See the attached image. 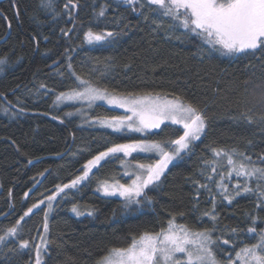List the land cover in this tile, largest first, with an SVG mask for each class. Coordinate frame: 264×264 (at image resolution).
<instances>
[{
    "label": "trees",
    "instance_id": "trees-1",
    "mask_svg": "<svg viewBox=\"0 0 264 264\" xmlns=\"http://www.w3.org/2000/svg\"><path fill=\"white\" fill-rule=\"evenodd\" d=\"M67 2L55 0V12L60 15L54 20L40 9L39 0H0V57L6 55L9 65L6 73L0 74V93L6 97V100L0 97V103L16 104L19 98L20 103L13 111L24 109L15 118L0 112V235L38 198L43 199L41 194L48 195L57 184L69 182L98 152L122 142L168 141L183 134L180 126L171 123H164L148 134L114 133L91 124L90 120L115 116L120 110L97 102L92 109L83 108L86 116L66 117L65 113L75 112L81 105L72 106L69 102L67 106L50 107L53 96L29 95L28 89L34 92L35 86L42 82L57 92L74 87V80L67 74L61 79L50 67L53 61H58L57 68L67 64L64 53L68 48L77 49L70 53L77 75L88 78L97 59L104 62L110 57L112 67L101 86L119 94L150 91L180 95L205 109L209 119L202 138L193 143L189 152L171 162L158 184L147 190L151 204L144 201L140 206L125 209L122 198L97 193L94 187L101 180L126 181L118 163L120 154L103 163L94 171L91 181L75 194V199L60 202L50 214L49 239L53 243L43 255L42 264H96L109 249L126 247L133 236L139 237L144 232L159 231L172 216L176 217V223L191 229L212 228L210 217L202 215L212 208V201L207 191H201L197 200L194 186L197 181L205 183L200 175L201 165L212 159L210 148H235L253 159L264 154V104L259 100L264 92V60L257 58L260 53L221 56L210 51L200 37L173 26L170 19H163L162 27L157 28L152 21L159 20V15H150L146 9L149 19L145 21L130 8L118 7L113 0H73L78 4L75 9L71 5L65 8ZM104 3L109 5L106 19L95 27L94 5L99 11ZM69 11L75 18L70 39L61 34V29L73 27ZM114 17H123L120 29L124 34L117 43L109 46L84 41V32L90 26L93 31L120 30L114 27ZM241 113L251 116L253 122L234 118ZM78 150L79 154L73 156ZM130 158L149 160L143 154H133ZM45 169L49 171L41 177L39 173ZM38 181L42 183L33 188ZM30 189V197L26 199L24 193ZM212 189L215 191L214 183ZM255 202L254 195H242L229 205L217 196L218 221L213 238L231 228L249 227L246 214L253 211ZM73 203L85 214L76 216L70 210ZM43 208L26 219L20 239L35 238L36 243L43 224ZM90 209L94 210L91 216L86 214ZM259 215L264 217V212ZM258 227L264 228V223L258 222ZM235 239L247 244L256 242L254 237ZM16 243L0 245V264H27L30 258L33 261L34 248L19 254L8 252ZM242 246L238 243L236 248ZM223 252H231L233 256L235 250L223 246ZM218 258L226 260L224 255Z\"/></svg>",
    "mask_w": 264,
    "mask_h": 264
},
{
    "label": "snow or ice",
    "instance_id": "snow-or-ice-1",
    "mask_svg": "<svg viewBox=\"0 0 264 264\" xmlns=\"http://www.w3.org/2000/svg\"><path fill=\"white\" fill-rule=\"evenodd\" d=\"M113 2L117 3L118 7L123 5L125 8H130L133 13L143 16L145 21L149 19V15L145 14L146 9L150 15H159V20L152 21L157 28L162 27L163 19H170L173 26H179L186 32L200 37L210 51L218 52L221 56L238 57L249 54L255 56L259 52L260 56L257 58L264 60V0H113ZM69 5L73 9L78 7L73 0H68L65 8ZM39 7L52 19L59 18L60 14L55 12V0H39ZM108 7L109 5L104 3L100 5L99 11H96L94 5L95 27H99L100 22L106 19ZM68 15L72 19L73 27L67 30L61 29V34L70 39L75 30V18L71 11ZM113 19L114 27L120 29L123 17ZM107 27L108 24L105 23V29ZM123 34V29L96 32L90 26L84 32V41L89 44L103 42L112 46ZM76 50L65 49L64 55L68 61L66 65L57 68L58 61H53L50 65L56 70L54 75L63 79L67 74L68 78L73 79L74 87L57 92L54 87L50 88L42 82L35 86L34 92L28 89V94L39 96L42 93L45 98L53 96V104L50 107H59L71 102L72 106L80 103L92 109L99 101L125 109V114L122 116L96 118L90 121L91 124L110 128L114 133L128 131L148 134L153 129H160L166 121H170L173 125L182 126L183 134L168 141L140 139L132 140L130 143L113 144L87 160L80 170V175L75 176L68 183L57 184L50 195L41 194L43 199L38 198L36 203L16 219L15 224L3 229V234L0 235V245L18 241L15 247L8 248V252L19 254L25 250L31 251L34 247V264H42V255L47 253V248L53 243L49 237L51 236L50 214L54 208L60 202L75 199V194L91 181L94 171L102 167L103 163L118 158L120 153L124 157H131L133 153L157 154L159 159L149 165L137 163L133 166L122 160V167L135 169L124 173L125 176L132 177L131 183L122 184L119 180L110 183L105 180L99 182L96 189L106 197L118 195L122 198L125 209L140 206L144 201L151 204L152 198L147 195V190L158 184L165 169L173 160L181 158L192 149L193 143L202 138L208 126L209 118L206 110L180 95L154 94L150 91L142 94L132 92L117 94L108 87L101 86L100 82L106 78L112 67L110 57L104 62L97 59L96 65L88 73V78L77 75L70 56V53ZM8 67L7 56L0 57V74H5ZM0 97H4V94L0 93ZM259 100L264 104V92ZM19 103V98L16 104L11 101L0 103V112L15 118L24 112L23 108L13 111ZM77 114L86 116L87 112L83 108H76L75 112L69 111L65 116L73 117ZM234 118L244 119L248 123L253 122L252 117L244 113ZM53 119L59 118L53 117ZM210 153L212 159L204 161L201 165L200 175L204 177L205 183L197 181L194 186L197 200L201 191H207L209 194L212 208L202 215L210 217L212 228L194 231L187 225L177 224L176 217L172 216L167 221V225L161 227L159 231L144 232L139 237L133 236L127 247L109 249L108 254L98 260L97 264H224V261L218 258L219 255L225 256L227 264H264V228L258 227V222L264 223V217L259 215L260 212H264V154L253 159L250 154L235 148L216 147H211ZM78 154L79 150L72 153L73 156ZM31 163L32 160H29V164ZM224 167L228 169L227 174L221 171ZM48 171L45 169L39 175L43 177ZM233 179L236 183H232ZM40 183L42 181L34 184L33 188L38 187ZM213 183L215 191L212 189ZM31 191L32 189L24 193L26 199L30 197ZM242 195L255 196L253 211L246 214L250 226L244 230L231 228L214 239L218 221L215 214L217 196L231 205ZM44 205L46 207L43 208V231L38 232L39 242L34 244L35 238L20 239L26 219ZM70 210L76 216L85 214L76 203L72 204ZM86 214L91 216L94 210H87ZM179 215L183 217L184 214ZM224 235L229 238L223 239ZM240 236L254 237L256 242L247 244L243 240L235 239ZM238 243L243 244V247L237 249ZM223 246H231V249L235 250V256H232L231 252L224 253ZM27 264H33L31 258Z\"/></svg>",
    "mask_w": 264,
    "mask_h": 264
},
{
    "label": "rangeland",
    "instance_id": "rangeland-1",
    "mask_svg": "<svg viewBox=\"0 0 264 264\" xmlns=\"http://www.w3.org/2000/svg\"><path fill=\"white\" fill-rule=\"evenodd\" d=\"M96 32H100V31H96ZM87 43V42H86ZM117 94H119V93H117ZM99 102V101H98ZM66 103H69V102H66ZM101 103H103V104H105L104 102H101ZM79 105H81L80 103H78ZM105 105H107V104H105ZM108 107H112V108H115V109H117V110H120L121 111V113L120 114H118V115H115V116H122V115H124L125 114V109H122V108H117V107H114V106H111V105H107ZM86 107V105H81V107L80 108H85ZM82 116V115H81ZM105 117H107V118H111V117H114V116H103V117H97V118H105ZM88 118V117H87ZM86 119V118H85ZM93 119H96V118H91V120H93ZM90 120V119H89ZM90 120V121H91ZM165 123H171L170 121H166ZM172 124V123H171ZM95 125H98V126H101V125H99V124H95ZM178 126H180V125H178ZM102 127V126H101ZM106 128V127H105ZM180 128H182V126H180ZM108 129H110V128H108ZM112 130V129H111ZM154 130V129H153ZM131 141H129V142H122V143H130ZM122 143H118V144H122ZM111 147V146H110ZM106 150V149H105ZM105 150H103V151H105ZM133 154H143V155H147V156H149V160L148 161H134V160H132L130 157H124L123 156V154L122 153H120V155L122 156L121 157V159H120V162H118L119 163V165H120V167H121V173H122V175L125 177V175H124V173L125 172H132V171H134L135 169H134V167H129V168H125V167H122L121 166V161L123 160V161H125L126 163H129V164H131V165H135V164H137V163H140V164H145V165H149V164H154L155 162H156V160L157 159H159V156L157 155V154H155V153H133ZM132 154V155H133ZM174 161V160H173ZM172 161V162H173ZM82 170V169H81ZM221 171L223 172V173H225V174H227V171H228V169H227V167H224V168H222L221 169ZM81 174V171L78 173V175H80ZM77 176V175H76ZM75 178V177H74ZM74 178H72V179H74ZM71 179V180H72ZM131 179H132V177H130V176H126V181H124V182H122V181H120L119 180V182L120 183H122V184H129V183H131ZM217 179H219V177L217 176ZM115 180H118V179H114V180H107V181H109L110 183L111 182H113V181H115ZM101 181H103V180H101ZM101 181H99V182H101ZM99 182L95 185V187H94V190L96 191V189H97V187H98V184H99ZM68 183V182H67ZM232 183H236V180L235 179H233L232 180ZM55 189V188H54ZM53 189V190H54ZM97 192V191H96ZM97 193H99V194H101V195H104L102 192H97ZM51 193H49L48 195H50ZM117 197H119L118 195H117ZM44 207H46V205H44ZM43 221H44V218H43ZM177 224H181V223H177ZM181 225H184V224H181ZM192 230H194L195 231V229H192ZM203 230V229H202ZM43 231V224H42V227H41V230H40V232H42ZM140 236V235H139ZM37 241H36V243H38L39 242V235L37 236V239H36ZM127 247V246H126ZM243 247V246H242ZM34 248V247H33ZM121 248H123V247H121ZM108 254V253H107ZM107 254H105L104 256H106ZM103 256V257H104ZM233 256H235V253H234V255ZM102 258V257H101ZM100 258V259H101ZM42 259H43V255H42ZM99 259V260H100ZM34 260H35V249H34V257H33V264H34ZM97 264V263H96ZM224 264H227V261L225 260L224 261Z\"/></svg>",
    "mask_w": 264,
    "mask_h": 264
},
{
    "label": "water",
    "instance_id": "water-1",
    "mask_svg": "<svg viewBox=\"0 0 264 264\" xmlns=\"http://www.w3.org/2000/svg\"><path fill=\"white\" fill-rule=\"evenodd\" d=\"M3 100H5V95H4V97H1Z\"/></svg>",
    "mask_w": 264,
    "mask_h": 264
}]
</instances>
